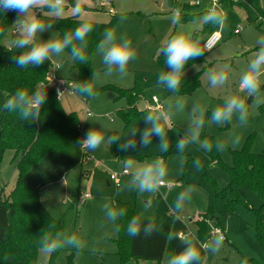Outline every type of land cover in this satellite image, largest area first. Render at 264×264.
I'll return each mask as SVG.
<instances>
[{
  "label": "rangeland",
  "instance_id": "rangeland-1",
  "mask_svg": "<svg viewBox=\"0 0 264 264\" xmlns=\"http://www.w3.org/2000/svg\"><path fill=\"white\" fill-rule=\"evenodd\" d=\"M200 1L202 2L200 5H194L195 0H177L178 6H174L170 0H83L81 13L74 15L72 9L77 0H68L70 7L66 10L64 18L76 16L80 20L97 23L113 22V27H116L119 33H127L132 38L138 50V58L130 62L127 76L120 78L115 75L111 77L102 75L100 82L95 84L97 93L95 97L83 99L75 92L67 93L59 100L67 113L76 112L78 114L81 121L78 129L80 140L91 128L111 130L109 135L117 133L124 139L130 127H144L143 116L146 110L159 108L166 105L170 99L174 101L177 98L172 93L155 86L160 72L156 59L160 54L159 49L162 43L180 32L193 31L201 34L204 37L201 42L203 47L209 32L206 31L205 25L197 22V18L213 6L210 2L212 0ZM262 5L263 0H259V6L262 7ZM110 9L113 10L112 13ZM217 9H222L227 17L226 25L222 29L211 27L219 31L221 40L213 50L204 52V60L201 63L185 70V78L182 81V86H184L188 79L201 73V86L191 94H179L187 101L189 107L195 99L206 105L208 116L212 108L223 103L226 96L232 94L243 96L238 88L240 75L253 53L258 49L256 40L264 35L263 20L259 18L256 7L246 5L242 0H222ZM121 15L127 17L122 24L119 23ZM174 16L176 17L175 23L173 22ZM42 18L46 21L52 19ZM58 21L54 25L56 31ZM236 30H239V34L235 33ZM50 36L51 32L41 34L42 39H48ZM15 37L16 35L11 32L8 33L3 41L6 48L11 46V41ZM19 51L14 48V53L19 54ZM51 61L61 66L57 73L68 84L76 81L77 73L72 70V62L68 60L65 52L59 57H53ZM47 62L49 61L45 63ZM223 64H229L232 68L229 79L223 86L212 88L207 74L217 70ZM93 70L101 73L104 70L101 58L96 55L93 59ZM136 88L142 91L136 100L137 110L142 114L134 117L127 124L120 117L119 111L127 109L129 103L125 98L119 97L118 89ZM262 92H264V87H262ZM4 101L3 95L0 94V117ZM248 107L250 115L246 126H240L234 118L231 124L223 127L206 125L201 136V139H204L203 135H207L208 139L215 142L218 137L230 139L233 135H238L239 143L235 147H228L222 153L217 152L215 147L211 152L204 153L203 150L197 151L196 146H190L185 153L187 162L182 174L177 172L175 142L177 135L182 134L187 127L189 119L187 109L170 120L169 138L173 147L168 153L161 154L156 150L157 140L155 138L148 149L137 148L136 151H125L126 154L121 159L114 157L110 147L105 145L95 152H85L80 149L85 155L83 164L65 177L67 178L65 183V178H63L60 183L41 191L44 205L54 206L58 214H64L65 233L72 234L71 231L76 228L79 237L85 243L83 249L76 251L72 264H158L155 261L143 259L122 260L115 242L119 234L107 221L103 205L106 202L114 203V205L116 202H122L132 206L136 215L143 213L145 217L150 216L155 220L168 222L177 218V215L169 208V204L174 201L178 192L189 184H194L197 190L193 194L191 203L178 217L190 231L196 234L194 221H200L203 214L209 213L210 217L205 221L210 232L208 238L215 235L214 227L217 223L225 234L224 247L220 253L215 255L205 253L204 264H264V251L256 232L257 215L253 209H259L261 201L256 193L241 187L239 196L247 204L237 202L232 209L230 205L237 200V196L232 189L227 188L231 178L226 166L232 165L233 150H242L250 141L252 152L264 151V104L256 108L252 105L250 98ZM129 155H133V159L140 164L160 156L169 168L168 185L161 189L166 193V199L159 196L155 198L146 213H144L145 197H140L135 192H120L117 195L119 186L111 181L112 174L122 172L123 160ZM197 158L203 163V169L198 172L193 168V162ZM17 164L18 160L15 159L13 150L0 151L1 200L10 199L9 196L17 184L19 177ZM79 175L82 176L81 180L78 178ZM128 178L127 174L121 176L120 184ZM77 189L81 192L80 203L75 208H69L64 203L67 202L69 193ZM85 194H89L90 198H85ZM76 211L79 212L77 219ZM68 248L71 247H63V250L56 256L54 264H69L70 251ZM93 248L96 249L95 253L92 252ZM170 255L172 254L169 251L168 256ZM49 257L39 253L38 264H49ZM7 260L8 264H26L12 256H9Z\"/></svg>",
  "mask_w": 264,
  "mask_h": 264
},
{
  "label": "clouds",
  "instance_id": "clouds-1",
  "mask_svg": "<svg viewBox=\"0 0 264 264\" xmlns=\"http://www.w3.org/2000/svg\"><path fill=\"white\" fill-rule=\"evenodd\" d=\"M83 0H77L72 9L74 15H79L82 11ZM70 7L68 0H0V17L12 11L17 13L16 37L11 41L13 48L20 50L18 55H12L11 59L18 68L39 67L46 61H51L53 57H59L68 50V60L87 64L89 56V35L94 30V23L84 20L76 28L64 32L54 30L56 21L63 19L66 10ZM42 17H50L51 21H46ZM127 17L121 15L119 23L126 21ZM226 14L222 9L211 8L197 18L200 25H210L223 28L226 25ZM176 22V17H173ZM51 32L48 39H42L41 34ZM39 37V39H38ZM204 37L193 31L177 33L165 40L159 52L165 57L166 71H160L156 80V87L162 89L177 98L171 99L159 108H149L143 116L144 127L132 126L126 133V138L118 134H111V130L102 128H91L78 141V146L82 151L95 152L102 145L112 146L119 143L122 151H136L137 148L148 149L152 145L153 139L157 140L156 150L161 153H168L173 147L169 138L171 129V118L182 114L188 110V123L182 134H178L175 142V160L177 161V172L182 174L184 165L187 162L185 153L190 146H196V150H203L209 153L215 147L217 152H224L228 147H235L240 140L238 135H233L230 139L216 138L215 142L204 138L201 139L205 126H226L233 122L235 118L240 126H246L249 120L248 102L258 108L264 104V35L256 40L258 49L253 53L247 63L246 68L240 75L239 92L243 93L228 95L222 104L215 106L207 115L208 108L198 99L192 101L188 106L187 101L179 95L182 81L185 78V69L189 61H193L204 55L205 50H211L207 44L203 47L201 42ZM101 58L104 66L103 73L93 70L92 76L88 80H83L69 84L70 88L80 95L95 97V84L99 83L102 75L104 77L118 76L123 78L128 74L130 62L138 58V50L133 44V40L127 33H119L116 27L106 28L102 33V39L96 44L93 53ZM232 68L229 64L219 66L207 74V79L212 88L223 86L229 79ZM65 81H61L64 83ZM49 86L40 84L34 91L27 89H17L14 94L3 102V109L9 113H15L22 121L29 123L37 122L41 119L42 110L47 103ZM65 94L57 89V96L60 100ZM123 167L126 170L128 179L119 185L120 192H135L140 197H145L144 213L148 212L151 202L159 197L166 199V193L161 189L168 185L169 168L160 156L145 162L137 163L133 155H129L123 160ZM195 171L203 169L202 161L197 158L193 162ZM64 179V183L66 182ZM194 184L183 187L178 192L174 201L169 204L171 211L177 217L183 213L186 206L191 203L193 194L196 191ZM103 211L108 222L117 233L121 230L118 220L125 217L127 209L116 207L114 203H104ZM154 217H145L143 213L132 217L126 227L129 237L136 238L143 236L151 237L160 231ZM179 239L183 247L170 256L165 257L164 264H204L201 250L213 255L220 253L224 247L225 236L221 233L211 236L205 241H200L194 237H177L173 233L167 235V240ZM38 252L50 256L53 252L68 246L77 250L85 247L84 241L75 233L67 234L56 230L54 223H49L37 241ZM93 248L92 252L95 253Z\"/></svg>",
  "mask_w": 264,
  "mask_h": 264
},
{
  "label": "trees",
  "instance_id": "trees-1",
  "mask_svg": "<svg viewBox=\"0 0 264 264\" xmlns=\"http://www.w3.org/2000/svg\"><path fill=\"white\" fill-rule=\"evenodd\" d=\"M170 2L174 6H178L177 0H170ZM242 2L256 7L259 18L264 19V0L262 7L259 6V0H242ZM178 16L180 17V15ZM16 19L17 13L12 11L0 17V94L3 95L4 100L14 94L17 89L23 88L34 91L38 85L44 82L49 69L48 62L36 68L31 66L18 68L12 61V55L18 54L14 53V48L11 52L8 51L3 41ZM83 21L76 16L66 17L58 21L56 28L57 31L64 32L76 28ZM93 23L95 25L94 30L88 37L87 53L89 59L87 64L72 62V70L77 73L76 83L91 78L96 44L102 39V33L106 28H113V22ZM211 27L205 25L206 31L209 32L208 35L216 31ZM65 53L68 55L67 49ZM203 58L201 56L189 61L185 70L201 63ZM156 62L160 71L167 70L165 57L161 53ZM200 76L201 73H198L188 79L186 84L181 87L179 94L187 95L194 92L196 88L201 86ZM47 93V103L42 110L41 119L37 122L22 121L17 114L2 109L0 151L10 149L15 152V159L18 160L19 177L9 196L10 199H0V264H8L9 256L26 264H38L37 241L42 230L49 223H54L56 230L65 232L64 214H58L59 212L55 210L54 206L46 207L44 198L41 197V191L60 183L65 176L80 167L85 160V155L78 146V141H80L78 129L81 125L78 114L76 112L67 113L54 92L47 90ZM118 93L119 97L125 98L129 103L127 109L119 111L120 117L129 124L134 117L142 114L136 107V100L142 91L139 88L118 89ZM77 94L83 99L89 98ZM203 138L208 139V136L203 135ZM209 140L212 141V139ZM110 150L117 159H121L126 154L125 151L120 150L119 143L110 146ZM232 156V165L226 166L231 178L227 188L235 192L237 200L232 202L230 207L233 209L237 202L246 203L239 196L241 187L258 195L261 206L259 209H253L257 215V238L264 251V151L252 152L251 142L248 141L242 150H233ZM78 178L81 180L82 176L79 175ZM213 182L215 183V180ZM80 198L79 189L75 192L72 191L64 205L75 208L80 203ZM114 206L127 209L126 216L117 221L121 225V230L118 233V239L115 241L123 261L143 259L164 264V259L168 256L169 251L171 254H175L183 247L179 239L167 240V235L170 232L179 237V233L186 230L187 226L180 218L177 217L168 222L156 220L161 229L158 233L148 238H145L143 234L132 238L127 235L126 227L128 221L136 216L134 208L122 202H116ZM78 213L76 211V219ZM209 217V213H206L202 215L200 221H194L197 238L200 241L207 240L210 235L208 224L205 222ZM71 233L78 235V230L75 228ZM62 250L63 248L50 255L49 264H54L56 256ZM68 250L70 251L68 263L72 264L77 249L71 247ZM201 255L205 260L203 250H201Z\"/></svg>",
  "mask_w": 264,
  "mask_h": 264
},
{
  "label": "built area",
  "instance_id": "built-area-1",
  "mask_svg": "<svg viewBox=\"0 0 264 264\" xmlns=\"http://www.w3.org/2000/svg\"><path fill=\"white\" fill-rule=\"evenodd\" d=\"M210 2L212 3V6H213L212 8H217L218 5L221 3V0H212ZM201 3L202 2L200 0H195L194 5H200ZM112 12H113V10L110 9V13H112ZM261 19L263 20L262 24H264V19L263 18H261ZM10 32L13 35H16V26L15 25H13V27L10 30ZM235 33L239 34V30H236ZM220 40H221V34L219 33V31H214V32H212L211 34L208 35V37H207L206 41L204 42L203 46L205 44H207V46L211 50H213L217 46V44L220 42ZM211 50H205V51L208 52V51H211ZM48 65H49V69H48L47 74L45 76V80L42 83L45 86H49L47 90H52L56 96H57V89H60V90L64 91L65 92L64 95H66L67 93H70V94L75 93L74 88L71 89L69 84L63 79V77H61L57 73L59 71V69L61 68V66L59 64H56V63L52 62V61L51 62L49 61ZM61 81H65V82L61 83ZM75 83H76V81H72L70 84L74 85ZM57 98H58V96H57ZM60 99H62V97ZM154 101H156V98H154ZM88 114L90 115V113H88ZM87 159H89V157H87ZM126 174L127 173H126L125 169H123L121 173L112 174L111 175V181L113 183H115L116 186H119L120 185L121 176H124ZM85 198H90V195L86 194ZM218 231H219V233H221V234H223L225 236V234L223 233L221 228L219 226H215L214 227V234L215 235L218 234ZM178 236L179 237L190 236V237H194V238L198 239L197 238V234H194L192 231H190L188 229V227H186V230L181 231Z\"/></svg>",
  "mask_w": 264,
  "mask_h": 264
},
{
  "label": "crops",
  "instance_id": "crops-1",
  "mask_svg": "<svg viewBox=\"0 0 264 264\" xmlns=\"http://www.w3.org/2000/svg\"><path fill=\"white\" fill-rule=\"evenodd\" d=\"M67 176H68V175H67ZM65 177H66V176H65ZM65 177H64V178H65ZM85 195H86V194H85ZM178 218H179V217H178ZM181 220H182V219H181Z\"/></svg>",
  "mask_w": 264,
  "mask_h": 264
}]
</instances>
